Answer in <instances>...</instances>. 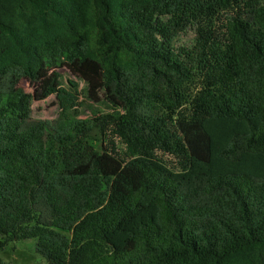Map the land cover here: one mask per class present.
<instances>
[{
  "label": "trees",
  "instance_id": "obj_1",
  "mask_svg": "<svg viewBox=\"0 0 264 264\" xmlns=\"http://www.w3.org/2000/svg\"><path fill=\"white\" fill-rule=\"evenodd\" d=\"M58 61L104 109L53 74L34 116L20 82ZM25 239L48 264H264V0H0V249Z\"/></svg>",
  "mask_w": 264,
  "mask_h": 264
},
{
  "label": "rangeland",
  "instance_id": "obj_2",
  "mask_svg": "<svg viewBox=\"0 0 264 264\" xmlns=\"http://www.w3.org/2000/svg\"><path fill=\"white\" fill-rule=\"evenodd\" d=\"M196 26L187 28L174 41L175 48L184 47L193 50L196 44ZM53 74H59L63 77V81L72 79L79 82L80 88L85 89V98L88 105L93 108L104 109L103 104L106 103L101 83L97 86H90L87 82L81 80L80 71L76 64H70L58 61L48 68V72L37 81L23 79L20 82L22 89L29 93L33 98L34 116L42 120H54L57 118L58 109L52 95H46L44 91L45 84L50 81ZM82 117L89 116L87 109L83 110ZM0 259L10 264H48L45 259L36 251V240L25 239L17 241L13 244L0 249Z\"/></svg>",
  "mask_w": 264,
  "mask_h": 264
}]
</instances>
